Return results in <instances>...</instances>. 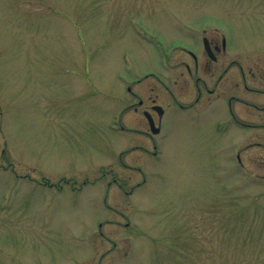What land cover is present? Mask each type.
Instances as JSON below:
<instances>
[{
    "label": "rangeland",
    "instance_id": "374dc122",
    "mask_svg": "<svg viewBox=\"0 0 264 264\" xmlns=\"http://www.w3.org/2000/svg\"><path fill=\"white\" fill-rule=\"evenodd\" d=\"M219 34L263 64L264 0H0V264H264V97L171 100ZM126 83L169 107L156 156Z\"/></svg>",
    "mask_w": 264,
    "mask_h": 264
},
{
    "label": "flooded vegetation",
    "instance_id": "af4514ba",
    "mask_svg": "<svg viewBox=\"0 0 264 264\" xmlns=\"http://www.w3.org/2000/svg\"><path fill=\"white\" fill-rule=\"evenodd\" d=\"M202 32L205 33V30H202ZM217 36L219 37L210 36L209 39L206 38V36H202L201 52L197 53L192 50L187 51L193 65L189 66L185 64V70L189 78H194L196 96L193 102H190L188 105H183V103L172 97V104L176 107L180 109L204 111L212 108L217 101H223L226 98L227 100L230 99V101H236L242 105H249L243 101L249 92H254L264 97V90L251 89L248 83L249 76H251L254 79H260L264 86V63L258 66L252 65L250 67L248 56L245 58L241 56L243 61H237L231 57L236 54H232L228 51L224 37L220 34ZM256 73L261 75L257 77ZM150 75L153 76L155 80H157V83L163 86V88L167 89V86H165V83L159 76L155 74ZM140 81L141 80H138L136 83H140ZM178 83L180 82L177 81L176 84ZM182 83L186 82L182 81ZM223 87L227 89H223L225 91H223V95L220 96L219 89ZM234 88L241 92V97L233 93ZM128 91L131 93V99L133 100L135 98L136 101L129 102L120 107L121 113L119 114L117 130L129 133L143 132L153 143H151L152 151L148 153L156 156L158 146L154 138L160 136V132H163L162 124L169 107L163 106L158 96L144 98L133 93L131 88H129ZM208 95L214 96V98L210 99ZM213 99L214 101H211ZM251 106L264 115V105L258 106L252 104ZM128 113L133 115V117H131V125L128 123L125 125L123 123V118ZM230 114V116L233 117L231 112ZM150 123L153 125V131L157 132L155 135L151 134L152 129L150 128ZM135 149H141L145 152L148 150L145 146L134 145L128 151H135Z\"/></svg>",
    "mask_w": 264,
    "mask_h": 264
}]
</instances>
